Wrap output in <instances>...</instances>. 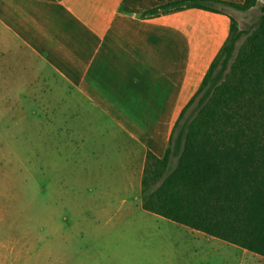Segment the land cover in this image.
<instances>
[{
    "label": "crops",
    "instance_id": "crops-1",
    "mask_svg": "<svg viewBox=\"0 0 264 264\" xmlns=\"http://www.w3.org/2000/svg\"><path fill=\"white\" fill-rule=\"evenodd\" d=\"M122 3L0 0V92L26 105L37 92L44 144L60 140L55 201L132 233L134 264H244L253 253L143 207L147 157L165 156L231 15L192 8L142 19ZM1 246L2 264L28 261L24 238Z\"/></svg>",
    "mask_w": 264,
    "mask_h": 264
},
{
    "label": "trees",
    "instance_id": "trees-1",
    "mask_svg": "<svg viewBox=\"0 0 264 264\" xmlns=\"http://www.w3.org/2000/svg\"><path fill=\"white\" fill-rule=\"evenodd\" d=\"M212 3L247 12L257 0H123L121 11L142 19L192 8L222 13ZM261 12L251 33L231 17L165 156L148 155L142 187L145 210L264 258V4Z\"/></svg>",
    "mask_w": 264,
    "mask_h": 264
},
{
    "label": "rangeland",
    "instance_id": "rangeland-1",
    "mask_svg": "<svg viewBox=\"0 0 264 264\" xmlns=\"http://www.w3.org/2000/svg\"><path fill=\"white\" fill-rule=\"evenodd\" d=\"M263 4L264 0H257L256 7L247 12L220 3L211 5L251 33L258 26ZM9 93L0 92V255L5 258L3 242L24 238L29 258L22 264H59V260L61 264H134L132 233L122 234L106 218L100 223L89 214L78 219L69 203L55 201V190L61 189L54 172L60 140L48 137L44 144L36 91L29 92L30 105H21L14 96L7 99ZM194 112L192 107L187 116ZM176 163L173 159L172 166ZM254 256L249 254L244 264H264V259Z\"/></svg>",
    "mask_w": 264,
    "mask_h": 264
}]
</instances>
